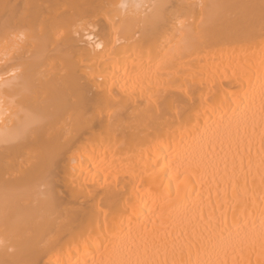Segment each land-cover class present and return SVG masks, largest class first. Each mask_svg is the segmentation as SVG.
Returning <instances> with one entry per match:
<instances>
[{
	"label": "bare ground",
	"instance_id": "1",
	"mask_svg": "<svg viewBox=\"0 0 264 264\" xmlns=\"http://www.w3.org/2000/svg\"><path fill=\"white\" fill-rule=\"evenodd\" d=\"M0 264H264V0H0Z\"/></svg>",
	"mask_w": 264,
	"mask_h": 264
}]
</instances>
